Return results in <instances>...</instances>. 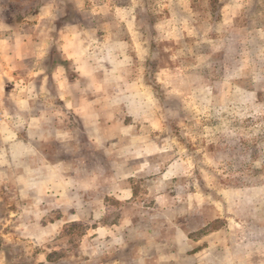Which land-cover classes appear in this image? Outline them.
<instances>
[{"label": "rangeland", "instance_id": "rangeland-1", "mask_svg": "<svg viewBox=\"0 0 264 264\" xmlns=\"http://www.w3.org/2000/svg\"><path fill=\"white\" fill-rule=\"evenodd\" d=\"M64 2L97 76L1 182L0 264H264V0Z\"/></svg>", "mask_w": 264, "mask_h": 264}, {"label": "crops", "instance_id": "crops-1", "mask_svg": "<svg viewBox=\"0 0 264 264\" xmlns=\"http://www.w3.org/2000/svg\"><path fill=\"white\" fill-rule=\"evenodd\" d=\"M12 4L26 6V11L3 13ZM66 4L64 0H0V185L45 158L40 152L45 144L50 147L66 140L61 114L66 112L67 100L83 101L70 88L95 83L97 74L88 59L92 47L83 41L81 19L67 26ZM66 61L74 73L68 71ZM79 115L95 122L98 114ZM189 241L185 243L191 252L180 255L184 264H211L206 248L198 249L197 242Z\"/></svg>", "mask_w": 264, "mask_h": 264}]
</instances>
